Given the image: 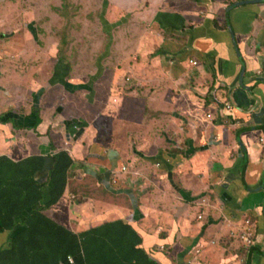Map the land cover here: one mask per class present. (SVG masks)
<instances>
[{
	"label": "crops",
	"instance_id": "0c3cea01",
	"mask_svg": "<svg viewBox=\"0 0 264 264\" xmlns=\"http://www.w3.org/2000/svg\"><path fill=\"white\" fill-rule=\"evenodd\" d=\"M235 1L165 0L156 9L151 0L158 46L153 57L146 42L151 65L140 88L112 77L103 86L102 68L92 82L67 78L64 66L42 73L24 64L19 71L10 63L17 57L8 61L7 52L0 54V64L9 66L8 74L0 66L6 104L0 111L9 109L0 115V155H42L43 169L33 176L41 182L58 151L73 159L61 198L44 210L48 217L74 233L117 219L134 228V221L156 264H241L248 246L239 236L248 221L254 232L251 264H264V0L229 9ZM116 83L123 86L119 95L116 87L109 93ZM113 116L131 127L132 116L145 144L127 132L135 147L127 143L122 152L120 138L105 125ZM166 118L174 125L164 131ZM184 168L185 176L179 173ZM49 189L50 183L44 201ZM204 238L225 241L224 250H231L219 261L213 251L201 259L192 251ZM6 239L7 232H0V246ZM204 243L200 252L212 247Z\"/></svg>",
	"mask_w": 264,
	"mask_h": 264
},
{
	"label": "rangeland",
	"instance_id": "374dc122",
	"mask_svg": "<svg viewBox=\"0 0 264 264\" xmlns=\"http://www.w3.org/2000/svg\"><path fill=\"white\" fill-rule=\"evenodd\" d=\"M154 1L158 4L155 5L156 9L160 8L162 1L165 2V0ZM175 1L180 0H168L169 4ZM187 1L194 3L195 0ZM241 1L244 0H237L231 5ZM150 3L151 0H0V34H2L0 54L5 55L7 52L8 61L17 57L15 64L10 63L16 65L19 71H25L24 64H33L36 70L42 73L53 72V66H64L63 68L70 69L67 78L75 76L80 80H86L90 77L92 82L95 81L93 72L102 68L105 71L100 77L103 86L108 78L112 77L124 86L134 82V87L140 88V83L144 81V70L149 67L147 64L151 65L149 56L146 55L149 51L146 49V42H150L153 57L156 56L158 46L155 30L157 24L154 23L158 13L153 12L151 6L149 8ZM167 54L170 53L166 52L163 55L168 57ZM4 63L0 66L6 68L4 73L8 74L9 66ZM153 65L156 66V62H153ZM169 65H174V60ZM36 76L39 75H33L34 78ZM153 77L156 78V75ZM115 87L117 90L115 93L121 94L123 86H117V83L112 86L109 93L114 92ZM4 91L0 88V107L6 105L3 100ZM125 99L133 101L130 95ZM210 100L216 103L215 100ZM122 107L120 106V109ZM6 111L9 109L0 111V115ZM208 114L210 118L207 117ZM10 117L1 119L4 123L11 122ZM188 117L194 123H198L196 113L190 112ZM130 118L133 121L132 127L122 119L114 121L116 119L114 116L111 121L105 122V125L111 128V133L115 131L120 138L122 152L128 151L127 143L135 147L133 141H127L128 136H125L127 132L134 135L133 140L137 144L146 142L143 133L135 127L132 116ZM206 118L214 119L211 113H207ZM135 119L138 117L135 116ZM167 119V127L164 131L174 125ZM96 121L100 123L101 117ZM90 123L92 124L90 129L94 130V120ZM2 143L0 137V144ZM21 145L26 147L24 144ZM123 158L126 159L125 153ZM124 166L126 167V164ZM187 172H189L188 168L179 171L183 175ZM197 220L199 219L196 218L195 221ZM131 222L134 224V229L142 234L136 222ZM153 222L151 220V223ZM202 241L212 247H208L204 252L198 250V247L203 245L202 242H198L196 247H193L195 249L192 251L193 254H202L201 259L208 256V251H213L216 260L219 261L226 257L225 251L231 250H224L227 245L225 241L213 242L210 238H204ZM241 249L242 247H238L237 250H232L239 252ZM241 257L240 263L243 264L245 255L241 254Z\"/></svg>",
	"mask_w": 264,
	"mask_h": 264
},
{
	"label": "trees",
	"instance_id": "16d2710c",
	"mask_svg": "<svg viewBox=\"0 0 264 264\" xmlns=\"http://www.w3.org/2000/svg\"><path fill=\"white\" fill-rule=\"evenodd\" d=\"M32 110L38 122V108ZM72 164L66 150L58 151L41 182L33 176L43 169L42 155L19 160L0 155V232H7L0 264H156L129 223L117 219L74 233L44 213L61 198ZM48 183L49 199L44 201Z\"/></svg>",
	"mask_w": 264,
	"mask_h": 264
},
{
	"label": "built area",
	"instance_id": "2783aa9c",
	"mask_svg": "<svg viewBox=\"0 0 264 264\" xmlns=\"http://www.w3.org/2000/svg\"><path fill=\"white\" fill-rule=\"evenodd\" d=\"M194 64H195V62H194ZM230 108H231L230 105H227V106H226V109H230ZM207 117L210 118V115L208 114ZM259 142L262 143V142H263V138H259ZM122 170H124V168H122ZM200 218H201V217L198 216V219H200ZM239 237L241 238V240H242L247 246H249V245L252 243V237H253V235H252V229H251V227L249 226L248 221H246V228L242 231V233H241V235H240ZM68 260H69V262H71L70 259H68Z\"/></svg>",
	"mask_w": 264,
	"mask_h": 264
},
{
	"label": "flooded vegetation",
	"instance_id": "af4514ba",
	"mask_svg": "<svg viewBox=\"0 0 264 264\" xmlns=\"http://www.w3.org/2000/svg\"><path fill=\"white\" fill-rule=\"evenodd\" d=\"M244 1H246V0H244ZM262 215L264 217V204L262 206ZM252 225H253V223L250 225V227H252ZM252 235L254 237V232L253 231H252ZM253 237H252V243H253ZM248 249H249V247H248ZM250 251H251V248L246 252V254H244L245 255V260H244V263L243 264H248V263L251 264V256L253 255V253H254L255 250H253V252L251 254H249ZM262 254L264 255L263 252H262ZM241 261H242V259H241Z\"/></svg>",
	"mask_w": 264,
	"mask_h": 264
},
{
	"label": "water",
	"instance_id": "95a60500",
	"mask_svg": "<svg viewBox=\"0 0 264 264\" xmlns=\"http://www.w3.org/2000/svg\"><path fill=\"white\" fill-rule=\"evenodd\" d=\"M247 3H248V1L236 2L234 5L229 6V9H231L233 6L243 5V4H247ZM236 53H237V56L241 59V55L239 54V51L237 49H236Z\"/></svg>",
	"mask_w": 264,
	"mask_h": 264
},
{
	"label": "clouds",
	"instance_id": "9594fccd",
	"mask_svg": "<svg viewBox=\"0 0 264 264\" xmlns=\"http://www.w3.org/2000/svg\"><path fill=\"white\" fill-rule=\"evenodd\" d=\"M195 64H196V62H195ZM195 64H193V65H195ZM6 243H7V240H6ZM252 245H253V243L250 244L248 247L250 248ZM0 248H1V247H0Z\"/></svg>",
	"mask_w": 264,
	"mask_h": 264
}]
</instances>
